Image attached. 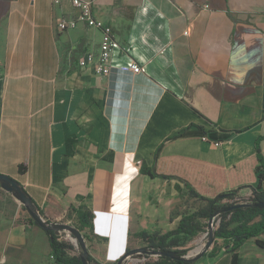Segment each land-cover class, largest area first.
<instances>
[{"label":"crops","instance_id":"1","mask_svg":"<svg viewBox=\"0 0 264 264\" xmlns=\"http://www.w3.org/2000/svg\"><path fill=\"white\" fill-rule=\"evenodd\" d=\"M93 10L117 40L108 75L78 64L99 51V29H58L78 14L71 0H0V173L50 221L89 205L86 247L111 264L147 245L139 233L174 230L196 211L189 187L213 198L257 184L264 0H95ZM143 162L159 175L141 173ZM19 213L0 191V264H58L46 231L47 245L26 239ZM206 233L181 246L186 256L231 264L232 242L204 243ZM257 239L237 264H264Z\"/></svg>","mask_w":264,"mask_h":264},{"label":"trees","instance_id":"2","mask_svg":"<svg viewBox=\"0 0 264 264\" xmlns=\"http://www.w3.org/2000/svg\"><path fill=\"white\" fill-rule=\"evenodd\" d=\"M256 150L257 184L253 187L249 199L242 202L247 203V205L231 209L232 206L240 204L236 200L231 201L237 195L234 190L221 192L215 197L210 198L189 187L190 196L203 201L204 205H200L196 211L184 215L179 226L174 230L163 234L159 232L150 234L145 231L139 233V236L148 244L151 251L161 254L158 260L144 264H195L193 259L185 257L189 249L181 248V246L188 239L205 230L206 223L203 222L204 219L207 220L214 217H219L218 226L213 231L214 236L232 242L231 251L233 252V256L231 264L238 263V253L236 250L248 239L264 234V208L257 205V203L264 201V156L259 141L257 142ZM20 170L23 171L24 167L21 166ZM140 171L152 177L159 175L153 166H148L145 162L141 164ZM163 177L169 178L167 175H163ZM177 189H180L178 185ZM69 209L77 217L78 230L80 232L83 231L85 237V230L93 233L94 213L90 206L86 203H80L71 205ZM40 212L42 213L41 210ZM19 221L40 226L33 217L28 219L21 218ZM45 231L49 237L52 256L58 264H83V256L86 258L88 264H102L88 250H84L79 243V253L69 255V251L74 250L75 246L62 240L57 230L50 229ZM257 242L261 247H264V240L257 239ZM117 263L118 261L111 264Z\"/></svg>","mask_w":264,"mask_h":264},{"label":"rangeland","instance_id":"3","mask_svg":"<svg viewBox=\"0 0 264 264\" xmlns=\"http://www.w3.org/2000/svg\"><path fill=\"white\" fill-rule=\"evenodd\" d=\"M0 186H1L0 191H1V195H2V202L5 205V207L7 208L9 213L11 211L15 210L16 207H18L20 210V213H19V217L17 218V220L19 218H27L28 219V218L32 217L31 214L29 213L27 207L21 201V199L17 193L11 192L6 187L2 186V181H0ZM241 188L242 189H239V192L236 195V197L231 201L236 200V201L242 203V202H245L246 200L249 199L253 188L252 187H241ZM196 205H197V207L200 206V202L198 200L196 201ZM45 219H47V218L45 217ZM209 220H206V221L203 220V222L206 223V232H209V234L206 233L207 235L205 234V237L203 238L204 243H206L210 239V234L217 228L218 223H219V217L214 218L213 223H210ZM53 222L69 225L75 229H78L77 228V226H78L77 217L72 212L67 213L66 216L62 220L53 221ZM31 226H32V228H30V230L26 231V233H25L26 237L25 238L31 239V240L39 243V245H41V246L47 245L48 244V238H47V235L45 233V230L41 226H38V225L33 226L32 224H27L26 228H29ZM58 233L61 235L62 240L66 241L68 243H71L72 245L75 246L74 250L69 251V255H72L73 252L79 253L80 246L77 242V239L75 238L73 233H71V231H69L67 229H63L61 231H58ZM81 234H82V236H84L83 231L81 232ZM199 240H200L199 236L195 237V241L199 242ZM139 248H146L149 252H142V253L139 252V253L129 254L124 259L122 264H144L147 262L156 261L161 257V255H159L158 253L151 251L148 247V244L142 245ZM20 250H22V249H20ZM129 251H130V249L128 250V252ZM191 252H195V251H191Z\"/></svg>","mask_w":264,"mask_h":264},{"label":"built area","instance_id":"4","mask_svg":"<svg viewBox=\"0 0 264 264\" xmlns=\"http://www.w3.org/2000/svg\"><path fill=\"white\" fill-rule=\"evenodd\" d=\"M35 1V0H31ZM78 14L70 19H62L58 23L59 31H65L70 28H76L79 24L94 27L101 31L102 38L98 52L90 51L81 56L78 60L80 67H91L96 74L108 75L111 72L110 60L113 50L117 45L113 27L98 19L93 10L95 0H71ZM62 0H53L58 5ZM134 72H140L141 66L134 63L132 66Z\"/></svg>","mask_w":264,"mask_h":264},{"label":"water","instance_id":"5","mask_svg":"<svg viewBox=\"0 0 264 264\" xmlns=\"http://www.w3.org/2000/svg\"><path fill=\"white\" fill-rule=\"evenodd\" d=\"M0 181H2V186L6 187L9 191L15 192L19 195L21 201L25 204L27 207L29 213L31 216L34 218V220L45 230H50V229H55L58 231H61L63 229H67L73 233L75 238L77 239V242L83 247L84 250H88L85 244V239L84 236H82L81 232L78 229H75L69 225L61 224V223H56L53 221H50L48 219H45V216L43 213L40 212L39 208L36 206V204L32 201V199L27 195V193L24 191V189L20 186L19 182L14 179L13 177L2 174L0 173ZM243 205H247V203H240L236 204L231 207V209L240 207ZM258 207L264 208V201H261L257 203ZM214 218H210V223H213ZM212 225V224H211ZM214 234L213 232L211 233L210 237V243L213 241ZM139 252H149L146 248H136V249H131L125 256L120 258L118 260L117 264H122L124 259L129 255V254H134V253H139ZM157 253V252H155ZM161 255L160 253H158ZM171 254V253H170ZM188 259H191L187 256H185ZM83 264H88L86 258L83 256ZM194 260V259H193Z\"/></svg>","mask_w":264,"mask_h":264}]
</instances>
